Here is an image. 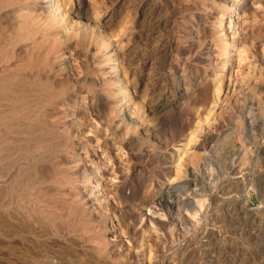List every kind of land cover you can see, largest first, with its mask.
Instances as JSON below:
<instances>
[{
    "label": "rangeland",
    "instance_id": "1",
    "mask_svg": "<svg viewBox=\"0 0 264 264\" xmlns=\"http://www.w3.org/2000/svg\"><path fill=\"white\" fill-rule=\"evenodd\" d=\"M152 263L264 264V0H0V264Z\"/></svg>",
    "mask_w": 264,
    "mask_h": 264
},
{
    "label": "bare ground",
    "instance_id": "2",
    "mask_svg": "<svg viewBox=\"0 0 264 264\" xmlns=\"http://www.w3.org/2000/svg\"><path fill=\"white\" fill-rule=\"evenodd\" d=\"M168 47H169V43H168V45L166 44H164V45H161V47H160V49H158V50H156L157 51V54H159L160 56V58L164 61V59L167 57V51H168ZM155 87V86H154ZM216 95V94H215ZM219 96H221V95H219ZM219 96H217V98H219ZM166 103H167V100L166 99H164V101H163V99H159V100H157V102H156V108H158V109H163L165 106H166ZM190 184V183H189ZM194 185V184H193ZM158 196V195H157ZM156 196V197H157ZM189 196V195H188ZM187 199L186 200H184V201H182L185 205H189V206H194V201L192 200V199H189L188 197H186ZM191 198V197H190ZM160 202H165L166 201V195H161V196H159L158 198H157ZM194 199V198H193ZM157 200V201H158ZM179 201V200H178ZM172 202H174V201H172ZM182 204V203H181ZM161 205V204H160ZM200 205V204H199ZM153 207V206H152ZM172 207V206H171ZM191 208V207H190ZM153 209V208H152ZM152 216H149V218H151ZM187 217V216H186ZM185 220H186V218H185ZM152 221V220H151ZM183 221V220H182ZM186 222V221H185ZM156 223V222H155ZM160 225V224H159ZM153 264V263H152Z\"/></svg>",
    "mask_w": 264,
    "mask_h": 264
}]
</instances>
